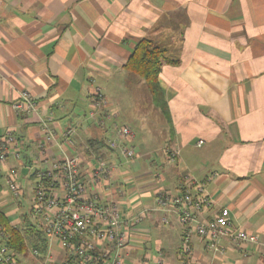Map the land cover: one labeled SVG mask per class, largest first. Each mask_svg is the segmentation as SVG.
Returning a JSON list of instances; mask_svg holds the SVG:
<instances>
[{"label": "crops", "instance_id": "0c3cea01", "mask_svg": "<svg viewBox=\"0 0 264 264\" xmlns=\"http://www.w3.org/2000/svg\"><path fill=\"white\" fill-rule=\"evenodd\" d=\"M144 38L164 50L159 82L167 114L154 104L145 80L127 67ZM98 87L109 105L94 114ZM24 90L38 102V113L24 115L14 107ZM131 100L139 109L132 120L136 125L128 124ZM49 115L57 131L78 126V144L65 145L66 151L80 156L89 191L117 202L127 218L154 207L160 192L182 191L189 174L206 183L214 200L204 218L225 207L235 227L258 235L257 243L235 247L224 241L225 251L217 255L194 237L196 259L264 264V0H0V136L16 135L7 161L0 163V209L25 233L29 253L18 257L19 264H42L33 249L43 253L46 237L34 218L37 231L27 230L29 213L12 218L21 201L8 211L2 207L12 205L9 176L17 182L20 176L36 179L44 142L40 118ZM102 119L104 128L98 124ZM123 125L134 131L127 141L136 151L132 160L105 142ZM168 144L179 150L175 160L165 151ZM93 146L113 167L111 179H93ZM59 154L52 147L49 160ZM48 167L47 162L39 166ZM152 230L162 234L156 256L146 252L133 263L149 257L154 264L161 252V264H183L178 254L183 226L174 212L155 210L129 226L124 264L137 255L131 242ZM167 245L175 247L172 255ZM54 252L58 261L65 259L58 242Z\"/></svg>", "mask_w": 264, "mask_h": 264}, {"label": "built area", "instance_id": "2783aa9c", "mask_svg": "<svg viewBox=\"0 0 264 264\" xmlns=\"http://www.w3.org/2000/svg\"><path fill=\"white\" fill-rule=\"evenodd\" d=\"M94 114L109 105L107 96L100 87L93 94ZM18 113L31 115L38 113V102L33 95L24 90L20 99L14 103ZM53 116L40 118L44 142L40 145V156L36 159V185L33 193L32 212L37 228L43 230L47 246L42 253L33 249L35 256H42V264H124V248L129 243V226L143 222L146 216L155 211L174 212L183 226L182 242L179 256L183 264H202L194 256L193 239L198 237L206 241L208 248L217 255L224 252V241L231 247L243 242H258V235L235 227L228 208H222L211 218H204V212L211 208L214 200L207 191L206 183L189 174L183 177V190L179 193L160 192L156 205L143 209L127 218L117 202L105 201L98 193L90 192L88 183L81 176V158L69 154L65 145L75 148L78 144V126L70 125L57 131L52 125ZM105 127V120L98 121ZM134 137L133 129L128 125L117 127L106 139L107 147L117 151L128 160L136 157L133 146L127 142ZM16 135L7 132L0 136V163H5L12 151ZM204 140H199L201 146ZM57 147L60 154L50 157L49 150ZM171 160L179 156V150L171 145L165 146ZM17 158L20 151H14ZM97 166L92 172L94 180L111 179L113 167L99 151L93 153ZM44 162L49 167L39 168ZM10 191L21 197V186L15 177L8 178ZM6 233L0 226V264H19L13 250L6 242ZM58 242L65 254V259L58 261L55 257L54 244ZM156 259L154 264L163 263V258ZM140 264H150L147 257Z\"/></svg>", "mask_w": 264, "mask_h": 264}, {"label": "trees", "instance_id": "16d2710c", "mask_svg": "<svg viewBox=\"0 0 264 264\" xmlns=\"http://www.w3.org/2000/svg\"><path fill=\"white\" fill-rule=\"evenodd\" d=\"M163 61L164 50L155 45L150 38H144L136 45L133 54L129 58L127 67L145 80L154 104L167 114V104L159 82ZM100 142H103V140ZM94 145H97V142ZM97 146H93L97 150L96 152H98L99 147ZM1 189L2 185L0 183V191ZM0 226L6 233V242L15 253L17 259L19 256L27 255L29 253V245L26 241L25 233L11 223L10 218L2 209H0ZM27 230L32 233L37 231L32 225V219L27 222Z\"/></svg>", "mask_w": 264, "mask_h": 264}, {"label": "rangeland", "instance_id": "374dc122", "mask_svg": "<svg viewBox=\"0 0 264 264\" xmlns=\"http://www.w3.org/2000/svg\"><path fill=\"white\" fill-rule=\"evenodd\" d=\"M126 108H128L127 113L129 114L128 117V124H132V125H136V123H134L132 120L133 118H136L138 116V107H134L132 105V100L129 101V103H127ZM124 118V117H123ZM125 119V118H124ZM120 122H123L120 120ZM101 134H103V129H98ZM103 132V133H102ZM18 182L20 184V186L23 188L22 190V195L21 197H17L15 198V196L11 195L9 193V199H10V203L12 204L11 206H7V207H2L5 211H8L10 209H14L16 207H18V201H21V209H19L17 211V213L12 215V218H16V217H20V213L22 212H27L29 219H33V213L31 210V195H32V190L34 187V184L36 182V179H31L29 177H24V176H20L18 178ZM3 182V181H2ZM22 199V200H19ZM1 206V205H0ZM34 220V219H33ZM162 234L160 232H158V230H152L151 234L148 235L147 237H143V238H137L136 240H133L131 242L132 245H134V247L136 246L138 251H137V255L133 254L129 257H126V264H135L133 263L132 259L133 258H140L143 257L144 255H146L147 253L151 254L152 256H154V253L156 252V248H157V244H156V240L158 238H161ZM146 247L148 249H146ZM168 248V255H172L173 254V250H174V246L171 245H167L166 246ZM147 252V253H146ZM156 256V255H155Z\"/></svg>", "mask_w": 264, "mask_h": 264}, {"label": "water", "instance_id": "95a60500", "mask_svg": "<svg viewBox=\"0 0 264 264\" xmlns=\"http://www.w3.org/2000/svg\"><path fill=\"white\" fill-rule=\"evenodd\" d=\"M27 172H28V169L24 168L23 171H22V174L25 175Z\"/></svg>", "mask_w": 264, "mask_h": 264}]
</instances>
